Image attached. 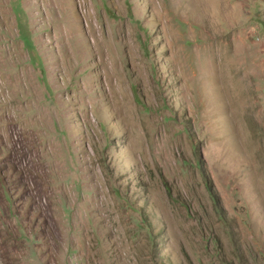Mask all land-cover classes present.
I'll return each instance as SVG.
<instances>
[{"label": "rangeland", "instance_id": "rangeland-1", "mask_svg": "<svg viewBox=\"0 0 264 264\" xmlns=\"http://www.w3.org/2000/svg\"><path fill=\"white\" fill-rule=\"evenodd\" d=\"M0 264H264V0H0Z\"/></svg>", "mask_w": 264, "mask_h": 264}]
</instances>
